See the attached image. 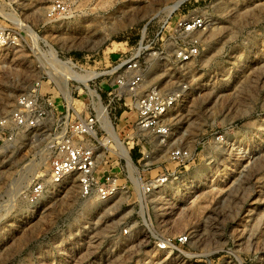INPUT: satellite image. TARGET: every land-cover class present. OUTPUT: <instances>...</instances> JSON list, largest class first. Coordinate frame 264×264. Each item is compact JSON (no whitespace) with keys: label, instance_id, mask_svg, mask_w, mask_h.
Returning <instances> with one entry per match:
<instances>
[{"label":"rangeland","instance_id":"1","mask_svg":"<svg viewBox=\"0 0 264 264\" xmlns=\"http://www.w3.org/2000/svg\"><path fill=\"white\" fill-rule=\"evenodd\" d=\"M58 5L66 11L55 12ZM197 17L208 24L197 35L199 54L180 65L178 24ZM0 27L18 41L0 48V119L38 84L54 104L36 143L19 142L0 158V264H264V0H0ZM138 54L143 89L180 96L164 144L130 138L124 118L133 119V100L113 95L117 68ZM66 62L107 74L89 83L97 97L68 82ZM96 110L127 135L134 177L165 172L167 184L145 196L134 182L103 202L82 198L70 178L30 206L26 195L48 175L59 123ZM178 149L191 154L185 165L170 161ZM108 152L101 146L109 164L100 169L129 181L126 163L115 167ZM182 235L189 243L180 251L158 249Z\"/></svg>","mask_w":264,"mask_h":264},{"label":"built area","instance_id":"2","mask_svg":"<svg viewBox=\"0 0 264 264\" xmlns=\"http://www.w3.org/2000/svg\"><path fill=\"white\" fill-rule=\"evenodd\" d=\"M65 11L64 6L61 5L55 8V12L58 13H64ZM207 25V22L199 17L184 20L178 24L177 29L181 33L179 39L182 40L175 58L180 65H186L197 57L199 54V38L197 35L206 31ZM17 42L13 31L0 27V48H14ZM139 56L140 54L133 56L117 68L115 72V85L117 88L114 90V94L110 91L113 89L110 83L108 90L101 89L108 92L109 95L113 94L120 101L125 100L126 96H129L128 99L133 100L131 106L134 117L132 120L127 116L124 118L130 122L131 131H133L130 138L140 139L146 134L157 138H168L171 131L168 118L180 96L174 93H166L157 86L144 90V71ZM61 67L64 69L65 75L69 77L68 82L71 85L84 86L88 91L92 89L89 83L95 82L101 77H108L107 74H101L84 84L85 77L82 68L77 66V68H74L78 70L76 71L71 69L67 62L61 63ZM103 79L107 80L106 78ZM39 85V89H33L27 94L21 95L16 108L9 115L0 119V158L5 155L8 148L15 147L19 142L30 145L36 143L42 128L39 124H45L50 110L54 108V104L50 100H46L39 94L41 84H38L37 87ZM95 91L98 96V90L95 89ZM100 113L96 110L95 114L85 118L76 120L66 118L65 125L67 126H64V122L59 123L57 127L59 137L49 164L48 175L45 179H37L26 195V200L30 206H36L43 201L48 185L58 188L63 185L67 178L77 180L82 198H97L103 202L110 201L126 192L130 184L133 185L134 182L137 185L138 192L145 196L154 195L155 192L167 184L170 174L165 172L155 178H150L147 182H144L142 177H140L141 182L134 177L123 151L125 139L128 138L127 135L125 138H122L120 132L110 135V125L112 123ZM118 121H122V119H118ZM112 127L116 132L118 127L115 128L113 125ZM98 131L103 133L100 139L98 138ZM101 146H108L110 151L108 154L113 156L115 167H121L124 162L126 163L127 172L129 171L130 174L129 181L128 179L122 181L119 176L114 174L113 168L111 170H107L105 167L100 169L103 164H109L107 157L102 158L100 155ZM147 158L149 159V156ZM190 158V152L185 149L175 150L170 155V161L179 166L185 165ZM111 166H114V164H111ZM128 233V230H124L125 235ZM188 243L189 236L182 235L178 238L162 240L157 246L160 251L169 249L180 251Z\"/></svg>","mask_w":264,"mask_h":264},{"label":"bare ground","instance_id":"3","mask_svg":"<svg viewBox=\"0 0 264 264\" xmlns=\"http://www.w3.org/2000/svg\"><path fill=\"white\" fill-rule=\"evenodd\" d=\"M208 40V39H207ZM68 64H72L71 62H67ZM72 66H73V64H72ZM83 74H84V77H85V80H84V84H86V83H88V81H90L91 80V78L92 77H96V76H98V75H100V74H98L97 72H93V71H87V72H83ZM69 79V78H68ZM90 79V80H89ZM94 79V78H93ZM67 82V81H66ZM67 84V83H66ZM59 88V87H58ZM60 90V89H59ZM90 94L93 96V97H97V92L95 91V90H92V89H90ZM66 97V99L68 100V102H69V106L68 107H70V108H72V106H73V101H72V97H71V94L69 93L67 96H65ZM69 109V108H68ZM68 111V110H67ZM170 134H171V131H170ZM170 134H169V136H170ZM110 135H115V131H114V129H113V127H112V125H110ZM139 135H141V133H139ZM115 137V136H114ZM166 138L164 137V138H159V140L158 141H160V142H162L163 144L165 143V140ZM159 142V143H160ZM161 144V143H160ZM122 146H123V144H122ZM12 149V147H10V148H8L7 150H6V152H5V154H7V152L9 151V150H11ZM123 151H124V155L126 156V159H127V161H128V166L132 169V171H136L137 169H136V167H135V165L133 164V162L131 161V158H130V156H129V149L124 145L123 146ZM133 174V173H132ZM22 178H25V175H23V173H21L20 174V176H19V178H18V180H20V179H22ZM136 178H138V177H136ZM18 180H16V182H18ZM67 180H69L68 178L64 181V183H63V185H60V187H62V186H66V184H67ZM141 182V181H140ZM72 186V185H71ZM59 188V187H58Z\"/></svg>","mask_w":264,"mask_h":264}]
</instances>
